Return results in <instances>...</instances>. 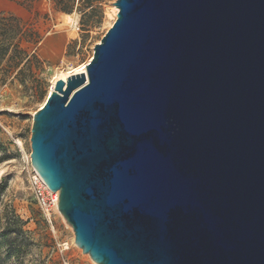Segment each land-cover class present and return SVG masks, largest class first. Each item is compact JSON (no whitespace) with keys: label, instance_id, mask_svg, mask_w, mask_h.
<instances>
[{"label":"water","instance_id":"95a60500","mask_svg":"<svg viewBox=\"0 0 264 264\" xmlns=\"http://www.w3.org/2000/svg\"><path fill=\"white\" fill-rule=\"evenodd\" d=\"M31 161L96 264H264V0H118Z\"/></svg>","mask_w":264,"mask_h":264},{"label":"rangeland","instance_id":"374dc122","mask_svg":"<svg viewBox=\"0 0 264 264\" xmlns=\"http://www.w3.org/2000/svg\"><path fill=\"white\" fill-rule=\"evenodd\" d=\"M117 1L75 0L68 13L52 0H0V264H96L37 177L31 136L54 75L93 56Z\"/></svg>","mask_w":264,"mask_h":264},{"label":"bare ground","instance_id":"6f19581e","mask_svg":"<svg viewBox=\"0 0 264 264\" xmlns=\"http://www.w3.org/2000/svg\"><path fill=\"white\" fill-rule=\"evenodd\" d=\"M118 8L115 6L114 7V22L117 18V14H118ZM65 18H66V25H68L70 27L69 31H72V35L75 36L76 35V31H77V26H75V21L73 20V18L69 15H65ZM114 22H112L111 24V27L113 26ZM72 38V37H71ZM92 57L91 56L86 62H82L78 65H73V64H70L69 65V68L67 70H62V71H59L57 72L53 79L51 80V84H50V88H49V92H48V95L46 97V99L44 100V102L41 104L40 108L38 110H40L41 108H43V106L45 105L46 101H47V98L49 97V95L54 91L55 87H56V84L59 80H64L65 82H67V79L69 77H71L72 75H75V74H80V73H87V65L89 64V62L92 60ZM36 113V112H35ZM32 162V161H31ZM33 167V165H32ZM34 168V167H33ZM35 169V168H34ZM35 172H36V175L37 177L40 179V181L42 182L43 186L51 193L53 194L56 199L58 198L59 199V192H53L48 186L47 184L44 183V181L42 180V178L40 177V175L38 174V172L36 171L35 169ZM58 212H59V209H58ZM60 213V212H59ZM61 214V213H60ZM70 225V224H69ZM76 245V244H75Z\"/></svg>","mask_w":264,"mask_h":264},{"label":"trees","instance_id":"16d2710c","mask_svg":"<svg viewBox=\"0 0 264 264\" xmlns=\"http://www.w3.org/2000/svg\"><path fill=\"white\" fill-rule=\"evenodd\" d=\"M55 3L56 9L63 12H72L75 0H52Z\"/></svg>","mask_w":264,"mask_h":264}]
</instances>
